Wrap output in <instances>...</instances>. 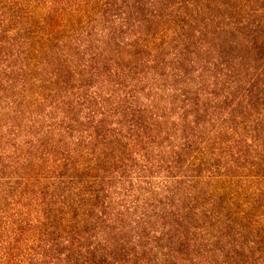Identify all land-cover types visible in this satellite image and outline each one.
Wrapping results in <instances>:
<instances>
[{"label":"trees","instance_id":"16d2710c","mask_svg":"<svg viewBox=\"0 0 264 264\" xmlns=\"http://www.w3.org/2000/svg\"><path fill=\"white\" fill-rule=\"evenodd\" d=\"M0 264H264V0H0Z\"/></svg>","mask_w":264,"mask_h":264}]
</instances>
